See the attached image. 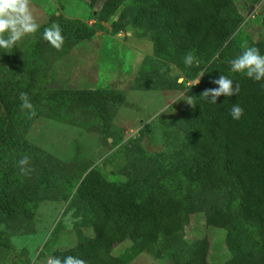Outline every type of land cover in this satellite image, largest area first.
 Masks as SVG:
<instances>
[{"label": "trees", "instance_id": "obj_1", "mask_svg": "<svg viewBox=\"0 0 264 264\" xmlns=\"http://www.w3.org/2000/svg\"><path fill=\"white\" fill-rule=\"evenodd\" d=\"M85 1L90 8L100 6L101 13H113L125 0ZM126 1L137 10L132 20H141L140 12L145 10L159 17L161 30L150 38L169 63L181 67L187 78L195 76L196 68L202 69L191 104L179 114L190 136L183 146L189 156L184 157L186 162L182 161L177 177L161 179L149 190L129 189L107 179L95 167L87 170L73 195L85 208L90 235L75 229L74 244L55 249L51 257L63 261L71 255L85 264H129L142 252L155 259L169 256L174 238L187 222L198 187L205 186L225 195L224 204L207 214L204 222L206 228L227 231L226 243L232 254L221 264H264V81L254 82L230 70V60L245 48L256 47L264 55V37L255 41L244 36V47L235 48L234 39L241 38L237 27L244 17L234 0ZM261 14L264 24V3ZM129 16L124 11L120 20ZM45 29L41 25L34 36L13 49H0V151L19 147L18 154L31 156L36 152L17 145L15 131L22 115L28 119L33 116L21 109V93L26 94L32 108L37 103L57 108L70 105L104 127L111 124L113 109L125 101L114 84L93 89L49 87L48 51L59 58L64 46L57 50L45 41ZM66 32L61 30L63 38ZM88 32L87 26L74 30L82 39ZM188 54L194 58L190 67L183 62ZM219 75L232 79L233 87L238 84L240 91L210 103L211 96L205 98L203 93L218 87L212 81ZM233 104L243 109L239 120L229 115ZM25 204L0 184V224L20 214L29 215ZM125 243L128 245L115 254L114 249ZM211 247L212 239L204 234L188 246V251L186 248V259L174 264H213L209 261ZM10 249L0 230V264H30L22 253L14 261Z\"/></svg>", "mask_w": 264, "mask_h": 264}, {"label": "rangeland", "instance_id": "obj_2", "mask_svg": "<svg viewBox=\"0 0 264 264\" xmlns=\"http://www.w3.org/2000/svg\"><path fill=\"white\" fill-rule=\"evenodd\" d=\"M125 1L113 13H101L100 6L90 8L85 0H29L38 26L47 29L54 23L60 31L67 30L59 58L48 51L49 87L93 89L114 84L125 101L113 109L111 124L105 127L70 105L57 108L37 103L31 118L22 115L15 131L17 145L34 148L40 156L36 157V152L18 154L19 147L0 151V184L32 212L0 224L14 261L22 253L30 264H47L55 249L74 244L75 229L90 235L85 208L73 195L79 178L90 168L129 189L149 190L161 179L177 177L184 157L189 156L184 144L190 136L179 114L192 100L202 69L196 68L195 76L187 78L181 67L169 63L150 38L161 30L159 17L145 10L140 12L141 20H132L137 10ZM234 3L244 17L237 27L241 38L234 39L235 48L244 47V36L262 39L264 0ZM122 11L130 19L120 20ZM79 26L89 28L83 39L74 33ZM35 33L26 34L18 44ZM24 157L28 162L23 167L30 169L26 174L21 173L19 164ZM224 202L223 191L198 187L171 254L155 259L142 252L129 264L184 261L186 248L188 251L204 234L212 239L209 261L221 264L232 254L226 243L227 231L206 228L204 222L207 214ZM126 245L117 246L114 253Z\"/></svg>", "mask_w": 264, "mask_h": 264}, {"label": "clouds", "instance_id": "obj_3", "mask_svg": "<svg viewBox=\"0 0 264 264\" xmlns=\"http://www.w3.org/2000/svg\"><path fill=\"white\" fill-rule=\"evenodd\" d=\"M29 9V0H0V49L10 50L16 47L18 41L26 34L34 33L38 29ZM42 38L53 48L59 50L63 44V37L58 25L52 24L43 32ZM193 56L188 54L184 57V64L190 67L193 64ZM230 70L235 73H242L254 82L264 81V55H261L256 47L245 48L238 56L230 60ZM182 80L183 78L180 77ZM198 82V81H197ZM212 83L218 85L216 88H209L203 94L205 98L211 96L210 103H216L217 97L221 95L231 97L240 91L239 85L233 87V80L224 75H219ZM21 109H27L29 115H34L32 105L26 94L21 93ZM191 104V102H188ZM243 109L233 104L229 115L233 120H239ZM27 157L19 161L21 173L30 171L23 166L27 164ZM47 264H85V262L74 256H65L63 261L58 257H50Z\"/></svg>", "mask_w": 264, "mask_h": 264}]
</instances>
